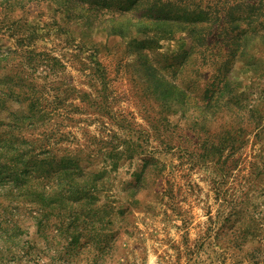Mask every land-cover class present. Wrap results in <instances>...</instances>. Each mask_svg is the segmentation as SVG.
Masks as SVG:
<instances>
[{
    "label": "rangeland",
    "instance_id": "rangeland-1",
    "mask_svg": "<svg viewBox=\"0 0 264 264\" xmlns=\"http://www.w3.org/2000/svg\"><path fill=\"white\" fill-rule=\"evenodd\" d=\"M240 4L0 0V264H264V20Z\"/></svg>",
    "mask_w": 264,
    "mask_h": 264
},
{
    "label": "trees",
    "instance_id": "trees-1",
    "mask_svg": "<svg viewBox=\"0 0 264 264\" xmlns=\"http://www.w3.org/2000/svg\"><path fill=\"white\" fill-rule=\"evenodd\" d=\"M216 1H218V0H216ZM239 1L241 2V4L238 7L245 5L244 9L249 11L250 16L253 18V20L255 22H259L261 20H264V0H254V3H250V4H246L247 2H250L249 0H239ZM155 3L161 4V0H155ZM160 12H163V11H160ZM156 16L161 17L160 20L163 21L164 23L174 21V20H171V17L166 16V15H158L157 14ZM245 34H247V33H245ZM239 47H241V46H239ZM227 85H228V83H227ZM29 120H30L29 118L28 119L26 118V119H23V122L25 123ZM31 120H32L31 126H33L35 124V122H33V119H31ZM22 158L24 159V155H21L19 157V159H22ZM69 195H72V192L68 191L67 189H63L60 193L59 200L63 201L65 196H69ZM11 223H12V221L8 222V224H11Z\"/></svg>",
    "mask_w": 264,
    "mask_h": 264
}]
</instances>
